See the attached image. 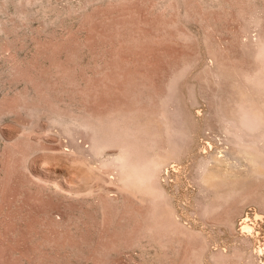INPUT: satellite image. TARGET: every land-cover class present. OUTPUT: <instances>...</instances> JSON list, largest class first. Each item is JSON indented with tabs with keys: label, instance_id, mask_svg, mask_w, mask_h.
<instances>
[{
	"label": "rangeland",
	"instance_id": "obj_1",
	"mask_svg": "<svg viewBox=\"0 0 264 264\" xmlns=\"http://www.w3.org/2000/svg\"><path fill=\"white\" fill-rule=\"evenodd\" d=\"M263 40L264 0H0V264H264V169L227 133L264 111ZM173 118L151 196L116 158L164 157Z\"/></svg>",
	"mask_w": 264,
	"mask_h": 264
},
{
	"label": "bare ground",
	"instance_id": "obj_2",
	"mask_svg": "<svg viewBox=\"0 0 264 264\" xmlns=\"http://www.w3.org/2000/svg\"><path fill=\"white\" fill-rule=\"evenodd\" d=\"M255 49V48H254ZM256 52H257V56L259 57V58H264V40L262 41V43L261 44H259L258 43V46H257V48H256ZM261 56V57H260ZM264 60V59H263ZM262 60V61H263ZM264 62V61H263ZM257 78H258V76H257ZM252 79V78H251ZM258 79H260V78H258ZM257 79V80H258ZM256 80V79H255ZM256 80V82H254L253 80V82L259 87V88H261V86L262 87H264V83H260V85H259V82ZM258 82V83H257ZM264 82V81H263ZM254 84V85H255ZM252 85V84H251ZM255 85V86H256ZM253 87V86H252ZM257 87V88H258ZM258 88V89H259ZM262 90L264 89V88H261ZM261 90V91H262ZM254 91V90H253ZM250 92V91H249ZM252 92V91H251ZM254 93H256V92H254ZM258 93V92H257ZM248 97V96H247ZM262 98V97H261ZM245 101H247V100H245ZM242 103V102H241ZM247 103H248V101H247ZM246 103V106H243L244 104H245V102L244 103H242V105H240V107L238 106V111L237 112H235L236 114H238V116L237 115H235L236 117H234V118H236V120L234 119L233 121H231V125L232 126H235L236 128H238V131H233V130H230L229 128H227V130H228V132L227 133H229L230 132V135L232 134L233 136H231V138H232V140H233V137H234V146H235V148L237 147V154L238 153H241V154H239V155H243V157L244 158H246L245 160H246V162L248 163V165H250L251 167L253 166H256L257 168H256V170L257 169H259V170H261V172H262V169H264V164H262V163H264V156L262 157V152L264 151V150H262L261 148H258V150L259 149H261L262 151H261V154H259V152H260V150H259V152L256 150V149H254L255 147H256V140L255 139H251V137H256V138H259V139H264V132H262V131H264V130H262V129H264V118H262V117H264L263 115H261V114H264L263 112L264 111H262V109H260L259 107H257L258 109H259V111L261 110V113L259 112V111H257L258 109L257 108H255L254 109V105H256V104H254L255 102H253V103H251V105L250 106H252V107H249V104L250 103H248L247 104ZM239 104H240V101H239ZM254 104V105H253ZM258 105V104H257ZM256 105V106H257ZM262 106V105H261ZM263 108V107H262ZM234 111V110H233ZM232 112V111H231ZM173 114V113H172ZM176 114V113H175ZM179 115V114H178ZM181 118V117H180ZM175 118H173L172 119V122H173V120H174ZM233 119V118H232ZM176 120V119H175ZM225 120V119H224ZM177 122V121H176ZM175 122V123H176ZM226 122H228V121H226ZM230 122V121H229ZM173 124V125H172ZM179 124V123H178ZM174 125V122L173 123H171V125L172 126H168V128H169V130H170V128H171V132H170V136H169V138H168V142H170V143H168L170 146V150H169V152L166 154L165 152H163L162 154H166L165 156L164 155H162V156H164V157H162V158H158V157H156V159L154 158L153 160H149L148 162H144V163H138L139 162V160H138V162H134V163H131V162H128L127 160H126V158L125 157H122V156H120V157H117L116 158V161L121 165V167L123 168V169H125V170H127L128 171V173H127V175H126V178H125V180L126 181H128V182H131V183H133L134 185H136V186H138L139 188H141L142 190H144L145 192H148V194L150 193L151 194V196L153 195V196H155V197H159V196H161V194H162V190L159 188V186L157 185V182H156V176H157V172H158V169H159V167L161 166V165H163V163L165 162H167L169 159H172V160H174L175 159V157H177V156H175L174 157V155H176L177 153V155H179V152H177V151H175V150H180V147H182V144H180V143H183L184 142V138H185V134H186V131H184L183 132V128H182V126L181 125ZM225 124V123H224ZM167 125V124H166ZM178 126H180L181 128H179ZM74 132V131H73ZM76 134V133H75ZM169 134V133H168ZM183 134H184V136H183ZM187 135V134H186ZM184 138H183V137ZM188 136V135H187ZM182 140H183V142H182ZM96 144V143H95ZM179 145H181V146H179ZM259 145V144H258ZM257 145V146H258ZM94 146V145H93ZM125 147V146H124ZM260 147V146H259ZM95 148V147H94ZM149 149V148H148ZM145 150V149H144ZM96 151H94V153H95ZM149 152V151H148ZM176 152V153H175ZM97 153V152H96ZM101 153V152H100ZM99 153V154H100ZM150 153V152H149ZM234 153V152H233ZM264 154V153H263ZM117 155H118V153H117ZM141 155V154H140ZM214 155V154H213ZM236 155V154H235ZM115 156V155H114ZM142 156V155H141ZM210 156H212V155H210ZM116 157V156H115ZM147 157V156H146ZM150 157V156H149ZM237 157V156H236ZM240 157V156H239ZM243 157H242V159H243ZM211 157H209V159H210ZM105 160V159H104ZM206 160V159H205ZM208 160V159H207ZM207 160L206 161H204V160H202L201 162H205L206 163V165H207ZM224 160V159H223ZM177 161V160H176ZM201 162H199V165H202L201 164ZM210 163H212L213 165H217V163L219 162V160L218 159H215L214 157L213 158H211L210 159V161H209ZM223 162V161H222ZM245 162V161H244ZM221 162H219L218 164H220ZM225 163V162H224ZM224 163H223V165H224ZM259 163H261L262 164V166H261V164H259ZM111 164V163H110ZM256 164V165H255ZM257 164H258V166H257ZM116 165V164H115ZM226 165V164H225ZM118 166V165H117ZM205 166V165H204ZM220 166V165H219ZM227 166V165H226ZM261 166V168H259ZM199 167V166H198ZM201 167V169H202V166H200ZM200 167H199V169H198V171L200 170V172H201V169H200ZM252 167V168H253ZM223 168V167H222ZM225 168V167H224ZM255 168V167H254ZM253 168V169H254ZM203 169H205V167L203 168ZM202 169V171H204ZM213 169H215V166H214V168ZM247 169V168H246ZM219 170V169H218ZM222 170V169H221ZM214 173H215V171L214 170H212ZM225 171V170H224ZM228 172V171H227ZM230 172H232V171H230ZM239 172V171H238ZM259 172V171H258ZM261 172H259V173H261ZM122 173V172H121ZM216 173H219L218 171L216 172ZM221 173V172H220ZM226 173V172H225ZM233 173V172H232ZM263 173V172H262ZM201 175H202V173H201ZM201 175H199V176H201ZM214 175V174H213ZM219 175V174H218ZM217 174L215 175L216 176V178H217V176H218ZM202 177V180H201V183H203V184H205V185H207V186H210L211 185V183H209V178L210 177H212V175H211V173L210 172H204L203 173V176H201ZM211 179H213V177L211 178ZM226 179V178H225ZM214 180V179H213ZM218 181V180H217ZM216 181V182H217ZM216 182H215V184H216ZM222 182V181H221ZM159 183V182H158ZM200 183V182H199ZM214 183V182H213ZM218 183V182H217ZM201 186H202V184H201ZM206 186V187H207ZM213 186H215V185H213ZM216 186H218V185H216ZM205 187V186H204ZM161 188H162V186H161ZM215 188V187H214ZM207 189V188H206ZM210 190V189H209ZM217 190V189H216ZM239 190V189H238ZM164 191V190H163ZM207 192H209V191H207ZM213 191H211V193H212ZM217 193V191L215 192V194ZM219 193V192H218ZM214 196H216V195H214ZM219 197V196H218ZM163 198H164V196H163ZM155 200V199H154ZM159 201V200H158ZM169 217V216H168ZM172 221V220H171ZM166 223V222H165ZM172 223V222H171ZM168 225L170 224V223H167ZM245 226V225H244ZM215 261V260H214Z\"/></svg>",
	"mask_w": 264,
	"mask_h": 264
}]
</instances>
